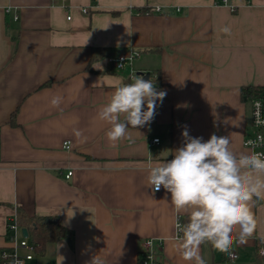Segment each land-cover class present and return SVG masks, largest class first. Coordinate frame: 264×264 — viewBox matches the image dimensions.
Masks as SVG:
<instances>
[{
	"label": "crops",
	"instance_id": "obj_1",
	"mask_svg": "<svg viewBox=\"0 0 264 264\" xmlns=\"http://www.w3.org/2000/svg\"><path fill=\"white\" fill-rule=\"evenodd\" d=\"M229 4L235 10L222 0H0V250L13 247L8 223L20 209L72 231L71 244H50L27 264H145L147 240L161 243V264H189L176 243L188 214L147 187L146 169L173 158L185 126L251 153L243 89L264 88V0ZM130 50L139 56L117 70L110 59ZM140 72L166 97L149 124L110 143L98 112ZM250 211L253 234L240 243L233 233L237 258L203 243L206 264H264V190Z\"/></svg>",
	"mask_w": 264,
	"mask_h": 264
},
{
	"label": "clouds",
	"instance_id": "obj_2",
	"mask_svg": "<svg viewBox=\"0 0 264 264\" xmlns=\"http://www.w3.org/2000/svg\"><path fill=\"white\" fill-rule=\"evenodd\" d=\"M222 31L228 33L230 29ZM130 79L132 82L118 87L98 112L99 119L111 125L106 137L113 144L127 137L129 127L149 124L157 101L162 103L166 97V91H157L152 80L136 74ZM61 101L56 96L51 104L58 107ZM256 108V123L262 124L259 102ZM181 135L183 144L169 153L172 159L148 164L147 187L153 192L163 187L170 193V203L177 214H188L186 224H176L179 253L189 264H206L200 255L201 244L210 243L215 250L231 256L233 233L238 229L240 243L253 234L256 221L250 202L264 190V180L256 175L264 173V153L237 155L228 137L212 134L204 141L202 137H192L187 126ZM247 143L253 148L258 146L251 139Z\"/></svg>",
	"mask_w": 264,
	"mask_h": 264
},
{
	"label": "built area",
	"instance_id": "obj_3",
	"mask_svg": "<svg viewBox=\"0 0 264 264\" xmlns=\"http://www.w3.org/2000/svg\"><path fill=\"white\" fill-rule=\"evenodd\" d=\"M222 4L231 7L233 10H235L230 4L229 0H222ZM157 12L160 11L159 8L156 9ZM82 13H87V9L84 8L81 10ZM70 19V17L68 18ZM139 56V52L136 50H130L128 52H119L115 54L110 59V62L113 64V66L119 70L124 71L128 67H131L136 60V58ZM245 101L250 105V130L251 134H247L243 145L245 148L249 149L251 152L256 151L260 153H264V140H261L259 138L264 137V123L257 124L256 123V112H257V102H259L260 108H259V118L264 121V88H261V91L258 94L250 95L245 99ZM254 140L257 141L258 146L253 148L252 146L248 145V140ZM160 140L155 139L153 140V144H159ZM63 147L66 150L72 149V144L70 141L64 142ZM73 175V173H69L66 178L70 179V177ZM163 190V187H161L160 191ZM180 224H182L181 217L178 218V221ZM8 229L11 232V241L13 243V247L11 249L6 250H0V264H27L28 262L32 261L35 257V248L33 245L30 244L28 238L23 236L22 233V226L19 223V216L16 213L12 218H10V222L8 223ZM176 235H177V229H176ZM178 238V236H177ZM146 247V254H145V264H156V258L155 254L156 251L160 250L162 245L159 243L156 247L154 246L153 240H147L145 242ZM25 249L27 253L21 254L20 250ZM260 255L264 256V247L260 249ZM230 260H235L237 258V255L235 253H231V256L228 255Z\"/></svg>",
	"mask_w": 264,
	"mask_h": 264
},
{
	"label": "trees",
	"instance_id": "obj_4",
	"mask_svg": "<svg viewBox=\"0 0 264 264\" xmlns=\"http://www.w3.org/2000/svg\"><path fill=\"white\" fill-rule=\"evenodd\" d=\"M148 12L149 10L145 11V13ZM260 91L261 88L246 87L243 89L244 99L250 95L258 94ZM259 203L260 199L256 198L255 204L258 205ZM17 214L20 225L28 231V240L34 246L37 256H44L48 245L61 240H69L72 237V231L62 225L57 216L28 215L20 209H17ZM188 219V216L181 217L182 224H186ZM156 264L161 263L157 260Z\"/></svg>",
	"mask_w": 264,
	"mask_h": 264
},
{
	"label": "water",
	"instance_id": "obj_5",
	"mask_svg": "<svg viewBox=\"0 0 264 264\" xmlns=\"http://www.w3.org/2000/svg\"><path fill=\"white\" fill-rule=\"evenodd\" d=\"M138 76H142L145 80H149V77H150L149 74H145V73H143V72L138 73ZM22 233H23V236H24V237H26V238L29 237V234H28L27 229H23V230H22ZM68 243L71 244V240H68Z\"/></svg>",
	"mask_w": 264,
	"mask_h": 264
},
{
	"label": "rangeland",
	"instance_id": "obj_6",
	"mask_svg": "<svg viewBox=\"0 0 264 264\" xmlns=\"http://www.w3.org/2000/svg\"><path fill=\"white\" fill-rule=\"evenodd\" d=\"M249 105V104H248ZM249 108H250V105H249ZM248 108V109H249ZM250 110V109H249ZM249 113H250V111H249ZM249 133L251 134V130H250V128H249ZM40 258H38V260H39Z\"/></svg>",
	"mask_w": 264,
	"mask_h": 264
}]
</instances>
